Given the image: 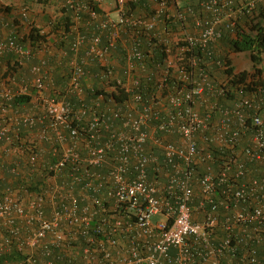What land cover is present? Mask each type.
I'll list each match as a JSON object with an SVG mask.
<instances>
[{
  "label": "built area",
  "instance_id": "2783aa9c",
  "mask_svg": "<svg viewBox=\"0 0 264 264\" xmlns=\"http://www.w3.org/2000/svg\"><path fill=\"white\" fill-rule=\"evenodd\" d=\"M43 1L72 11L67 93L81 100L76 108L46 93L54 80L44 58L30 65L29 84L0 79V264H264V90L240 84L231 102H211L225 91L192 50L211 52L257 0H200L197 10L149 0L152 11L140 13L129 5L140 0ZM20 15L31 20L29 3ZM5 25L0 57L32 62L36 53L15 37L20 25ZM92 65L103 69L90 78ZM93 79L130 101L106 108L100 94L87 103ZM24 95L31 106L15 104ZM24 130L35 141L28 152L14 145ZM201 142L228 152L217 170ZM200 161L211 164L198 175ZM38 166L45 184L19 182Z\"/></svg>",
  "mask_w": 264,
  "mask_h": 264
},
{
  "label": "trees",
  "instance_id": "16d2710c",
  "mask_svg": "<svg viewBox=\"0 0 264 264\" xmlns=\"http://www.w3.org/2000/svg\"><path fill=\"white\" fill-rule=\"evenodd\" d=\"M37 3L41 5H46L43 0H35ZM170 1V0H169ZM149 0H140L139 2H130V7L136 12L140 13L142 11H152L151 4H149ZM179 7H189L192 6L197 10L199 7L200 0H180L179 2H175ZM237 5H243L244 0H236ZM11 7H7L10 10ZM245 13L239 16L236 20V24L232 28L224 29L223 36L219 39L213 46L211 52H207L206 49H203L199 45H194L193 51L200 58V67H204L206 71L210 74V77L213 79L215 83H218L220 89H224V96H219V98H212L211 102H216L221 105H225L235 99L240 95L238 90L240 91L239 85H246L243 88L246 91H255L257 92L259 89L257 87H261L264 90V68L262 64L264 63V3H258L256 7L247 12L244 9ZM201 15V14H200ZM202 16V15H201ZM49 22L51 23L50 33L49 34H41L40 24L36 21L30 20L28 23L29 31L27 34L23 35L22 29H18L16 31L15 37L17 40L25 43L28 48L32 49L34 53L39 52L46 46L50 44V35H53V47L66 51L69 54L65 62V67L61 66V68L57 69L56 76H52L54 80V85L50 86L47 90V94L51 97H55L58 100H68L77 108L80 105L81 98H78L76 94L67 93L68 84H69V75L71 73V68L69 65L70 59L72 57L71 51V41L74 38V34L72 33V11L67 10L66 8H59V15L57 18L52 20L50 16H48ZM168 21H165L163 26L168 24ZM14 24H21L18 21H15ZM178 24H174L176 28ZM10 32V31H9ZM74 33V32H73ZM128 43V34H123L121 38V42L118 43L117 48L114 50V54L118 58H122L124 44ZM87 45H89L87 43ZM86 45V47H87ZM185 45V44H184ZM243 51H248L250 58L253 63L252 70H241L236 71V68L230 58V54L232 52L240 53ZM192 53V52H191ZM191 53H187L188 55ZM223 63H221V62ZM205 63V64H204ZM29 64V63H27ZM30 66V64H29ZM25 65H21L17 56L13 54H5L0 57V79L6 78L8 76H17L20 73V70L23 69ZM59 67V66H58ZM63 68V69H62ZM118 68L122 75L127 74L126 68L120 62ZM102 67L98 65H92L91 77L92 78L96 73H100L102 71ZM3 75V76H2ZM249 78H252L250 82H247ZM227 80V81H226ZM225 82V84H224ZM85 96L87 97V103H95L97 100V96L100 94H104L105 98H103L102 106L106 108L112 107H125L131 98L129 95L123 90L121 87H115L116 90L109 91V86L104 82L103 84L98 81H92L93 86L88 87L87 82H84ZM230 91H234V94ZM30 95L37 94L36 89L33 85L30 86ZM264 94V91L262 92ZM24 95L17 97L15 100V104L20 107L31 106V100L33 96ZM205 108V107H204ZM204 108L203 111H204ZM220 110V108H216V111ZM87 122V121H86ZM22 140V141H21ZM200 155H207L209 153L212 154L214 159L216 160L213 163L214 168L217 170L220 166L223 165V161L228 158V152L220 151L218 147L215 145L206 144L205 142H201ZM15 146L22 145L26 151H29V147L35 145L33 132H29V130H24L21 138L16 139ZM52 160H56L52 158ZM208 164H211L210 161H200L194 164V168L196 172L199 174L203 173ZM155 173V172H154ZM152 175H155V174ZM48 172L41 166H38L36 169H32L30 167L25 169V174L19 182H24L26 186L32 188H36L46 183V178L48 176ZM199 199L196 197L192 202V210H193V220L199 221L200 218H197ZM251 228L253 227L250 226ZM264 228V227H263ZM11 258H16L17 253H13L9 255ZM262 257V254L260 255ZM264 263V259H262Z\"/></svg>",
  "mask_w": 264,
  "mask_h": 264
},
{
  "label": "crops",
  "instance_id": "0c3cea01",
  "mask_svg": "<svg viewBox=\"0 0 264 264\" xmlns=\"http://www.w3.org/2000/svg\"><path fill=\"white\" fill-rule=\"evenodd\" d=\"M29 3V8H30V18L32 21H36L37 23L40 24V28H43L46 32V34L50 33L49 27H45L46 24L49 22L48 16L45 17V14H41V9L40 7H52V8H58V6H46V5H41L39 3H37L35 0H0V36L1 37H7V35L9 34L10 31V27H6V23L9 22V24H14L15 21L20 20L21 15H20V11L23 5ZM3 4L5 5V7L3 6ZM12 8L10 10L7 9V7H11ZM111 5H106L104 7L105 10H111L110 8ZM15 7L17 9H15ZM15 10V11H14ZM116 12L112 13V16H115ZM21 22V21H18ZM10 25V26H11ZM22 24H20V29L22 28V31H24V27L22 26ZM50 45H53V35H50ZM237 55V53L232 52L230 54V58L232 59L233 62V57ZM44 56L46 57V59L48 60V66L49 69L51 70V75L54 77L56 76L57 73V69L61 68V66L63 67L65 65V62L67 60V58L69 57V54L66 51H62L59 50L55 47L52 46V48H50L49 50L46 51V53H44ZM36 57L35 59L32 60V62H30L29 64L31 65L33 62L37 61ZM264 64V63H263ZM59 66V67H58ZM65 67V66H64ZM263 67V65H262ZM28 69L30 71V66L28 65ZM63 69V68H62ZM244 69H236V71H241ZM249 70V69H248ZM89 84L93 85L94 83H92L91 81L89 82ZM174 139V138H173ZM197 218H199V215H197Z\"/></svg>",
  "mask_w": 264,
  "mask_h": 264
},
{
  "label": "rangeland",
  "instance_id": "374dc122",
  "mask_svg": "<svg viewBox=\"0 0 264 264\" xmlns=\"http://www.w3.org/2000/svg\"><path fill=\"white\" fill-rule=\"evenodd\" d=\"M257 2L258 3H264V0H257ZM3 6L5 7L4 4H3ZM15 9H17V8L15 7ZM40 9L42 10L41 14H45V17L46 16H50V18H52V20L57 18V16L59 15V8L40 7ZM18 21H21L22 26L24 27L23 35L27 34L28 31H29V26H28L29 23L28 22H23V20H18ZM48 26H50V23H47L45 27H48ZM50 48H52V45L49 44L48 46H46L45 48H43L42 50L37 52L35 54L36 57L46 59L47 56L45 57L44 53H46V51L49 50ZM233 64H234L236 69H240L241 68V69L246 70V69H252L253 68V63H252V60L250 58V55H249L248 51H243V52L237 53V55H235L233 57ZM28 65L29 64H26L25 67L23 69H21L20 73L17 74V76H16L15 82H17L19 85H21V84H29L31 82V80H32V76H31V73H30V71L28 69ZM262 65H263V68H264V64H262ZM7 78H9V76L6 77V78H2V79H7ZM7 83H9V82H7ZM19 85L15 84L16 87H18ZM29 108L30 107H28V109Z\"/></svg>",
  "mask_w": 264,
  "mask_h": 264
},
{
  "label": "clouds",
  "instance_id": "9594fccd",
  "mask_svg": "<svg viewBox=\"0 0 264 264\" xmlns=\"http://www.w3.org/2000/svg\"><path fill=\"white\" fill-rule=\"evenodd\" d=\"M248 70V69H247ZM250 71L252 70V69H249Z\"/></svg>",
  "mask_w": 264,
  "mask_h": 264
}]
</instances>
